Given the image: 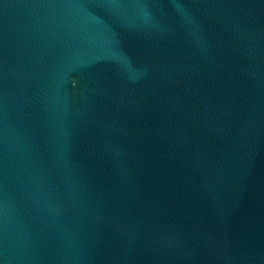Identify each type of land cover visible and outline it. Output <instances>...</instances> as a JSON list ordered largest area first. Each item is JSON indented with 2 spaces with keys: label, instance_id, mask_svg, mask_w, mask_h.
<instances>
[{
  "label": "water",
  "instance_id": "1",
  "mask_svg": "<svg viewBox=\"0 0 264 264\" xmlns=\"http://www.w3.org/2000/svg\"><path fill=\"white\" fill-rule=\"evenodd\" d=\"M0 264H264V0H0Z\"/></svg>",
  "mask_w": 264,
  "mask_h": 264
}]
</instances>
